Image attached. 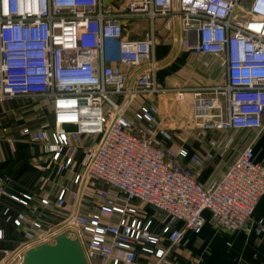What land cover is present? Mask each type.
Wrapping results in <instances>:
<instances>
[{"label": "built area", "instance_id": "built-area-1", "mask_svg": "<svg viewBox=\"0 0 264 264\" xmlns=\"http://www.w3.org/2000/svg\"><path fill=\"white\" fill-rule=\"evenodd\" d=\"M140 18L148 23L144 36L125 35L127 21ZM158 24L177 46L220 57L225 82L161 86L154 57ZM168 92L193 96L195 134L210 138L205 156L174 148L160 107L134 102ZM15 97L53 109L52 125L23 133L41 144L57 175L73 169L83 136L100 134L86 148L83 170L73 174L76 189L62 186L54 203L66 206L71 192L75 211L61 229L82 242L90 264H144L137 245L162 261L169 249L162 241L174 246L186 229L200 232L205 210L219 228L241 230L264 195V163L254 159L252 143L210 186L198 179L213 150L223 154L230 147L232 139L224 142L217 134L264 128V0H0V103ZM95 180L106 187L92 190L96 205L83 213V196ZM3 193L0 182V198ZM23 196L11 195L28 205L32 194ZM139 202L167 215L161 235L152 231V219L141 217ZM179 220L182 229L174 226ZM32 226L30 242L56 235L39 221ZM256 231H264V220ZM26 250L16 251L8 264H20Z\"/></svg>", "mask_w": 264, "mask_h": 264}, {"label": "crops", "instance_id": "crops-1", "mask_svg": "<svg viewBox=\"0 0 264 264\" xmlns=\"http://www.w3.org/2000/svg\"><path fill=\"white\" fill-rule=\"evenodd\" d=\"M140 27H143L141 33L138 32ZM147 27L148 23L145 19H130L127 21L124 33L130 38L140 39L144 36ZM154 57L160 63L156 72L157 81L166 88L209 86L223 83L226 79L225 67L220 57L209 53L195 54L177 46L172 39L170 42L158 41ZM202 70L205 75L200 73ZM116 98L119 102L123 99L121 96ZM22 100L26 101L29 107L33 105L32 108H26V112L24 109H14L22 108L21 105L14 107V103ZM135 101L140 102L137 99ZM143 101L160 107L163 123L173 133L175 141L171 145L174 148L177 149L182 145L190 153L195 152L205 156L209 150L210 138L208 134L202 138L195 134L197 128L192 121L194 105L190 93L182 97L171 92L150 94L145 96ZM10 102L13 104L6 109L4 105ZM2 103H0V182L5 186V193L0 198V231L4 234L0 238V264H8L13 261L12 256L16 251L26 250L38 244L30 242L27 238V232L33 227V220L39 221L43 230H55L56 234L66 229L60 228L69 219L73 210L75 211L71 192L67 195L66 206L58 208L54 203L62 186L70 190L76 189L73 174L81 171V166L83 169L82 162L84 164L86 148L93 146L94 142L89 144L88 138L83 136L73 169L57 175L49 154L43 150L41 144L33 141L31 134L23 133L27 127L36 130L44 123L52 125L51 106L44 101L29 97H15ZM3 128H6V131ZM75 128L72 125L67 126L69 130ZM219 135L224 142L231 139L232 141L223 154L219 149H214L215 156L207 159L203 167L198 170V179L205 187L221 178L228 166L237 158L238 153L249 143H252L254 159L264 163V128L260 131L228 130L227 133H219ZM185 162L190 165L189 159ZM96 183H99L100 187H106L101 182ZM88 188L93 190L91 185ZM12 194L20 197L32 194L33 197L29 200V204L25 205L11 197ZM86 194L80 205V211L83 213L94 209L92 202H85ZM45 197L52 201L51 204L42 203L41 200ZM138 207L142 218L152 219V231L161 235L168 221L167 215L147 203L139 202ZM203 216L206 223L200 232L195 233L186 229L180 242L174 246H171L168 239L162 241V246L169 248L162 261H158L153 255H145L141 252V245H137L139 261L144 264H264V231L262 233L256 231L259 222L264 220V195L254 210L252 221L241 230L229 232L219 228L212 221L211 212L208 210L203 212ZM17 218L22 219L20 225L14 222ZM174 226L182 229L184 222L175 221ZM97 264L104 262L97 259Z\"/></svg>", "mask_w": 264, "mask_h": 264}, {"label": "water", "instance_id": "water-1", "mask_svg": "<svg viewBox=\"0 0 264 264\" xmlns=\"http://www.w3.org/2000/svg\"><path fill=\"white\" fill-rule=\"evenodd\" d=\"M20 264H90V261L82 242L64 229L52 241L30 246Z\"/></svg>", "mask_w": 264, "mask_h": 264}, {"label": "rangeland", "instance_id": "rangeland-1", "mask_svg": "<svg viewBox=\"0 0 264 264\" xmlns=\"http://www.w3.org/2000/svg\"><path fill=\"white\" fill-rule=\"evenodd\" d=\"M144 27H146V24L144 25ZM141 28H143V27H140V29L138 30L139 33H141ZM158 41H162V42H166V41H169L170 42L171 41L170 35L168 34V32L166 31V29L164 28V26L163 25L159 26V24H158V30H157V42ZM203 71L204 70L200 71V73L203 74V75H205V73ZM142 100H143L142 98H138L137 99V101H140V102ZM134 102H136V101H134ZM2 104H4V103H2ZM12 104H13V102H10V103H6L4 106L7 109V108H10V106ZM20 105H21L22 108L17 107V108H14V109H24L25 112H26L27 111L26 108H32V106H33L32 105V106L29 107V104L26 101H23V100L22 101H17L16 103H14V107L20 106ZM102 105H103V108L105 109V112H107L108 109H109L108 106H107V104H102ZM20 116H18V117H20ZM22 118L23 117H21V119ZM99 136H100V134H94L93 136H91L90 138L87 139L88 140V143L90 144V143L94 142L95 140H97L99 138ZM84 158H85V154H84ZM84 161H85V159H84ZM82 165H83V168H84L83 162H82ZM80 169H81V171L83 170L82 169V166H81ZM96 182H99V181H96L95 180V181H91L90 182L91 188H93L94 191H95V189H97L98 187H100L99 183H96ZM90 190H87L86 191L87 194H86L85 202H88V203H91L92 202L93 204L96 205V202H97L96 201V195H94V192L92 191V189H90Z\"/></svg>", "mask_w": 264, "mask_h": 264}, {"label": "trees", "instance_id": "trees-1", "mask_svg": "<svg viewBox=\"0 0 264 264\" xmlns=\"http://www.w3.org/2000/svg\"><path fill=\"white\" fill-rule=\"evenodd\" d=\"M219 134H217V136H218ZM220 136V135H219Z\"/></svg>", "mask_w": 264, "mask_h": 264}]
</instances>
